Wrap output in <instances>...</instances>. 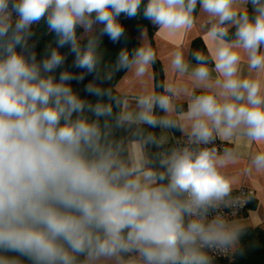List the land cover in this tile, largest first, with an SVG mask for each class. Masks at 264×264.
<instances>
[{
	"label": "clouds",
	"instance_id": "1",
	"mask_svg": "<svg viewBox=\"0 0 264 264\" xmlns=\"http://www.w3.org/2000/svg\"><path fill=\"white\" fill-rule=\"evenodd\" d=\"M198 9L208 17L207 53L191 52L194 67L180 50L170 58L174 72L202 89L191 94L183 123L155 115L175 110L179 90L170 84L167 94L142 95L137 111L114 116L110 101H119L96 80L122 69L143 77L157 57L150 45L122 48L101 78V38L125 37L121 14H142L157 34H187ZM42 21L55 39L38 59L30 41ZM65 46L79 74L57 75ZM86 75L94 79L83 90L95 102L72 86ZM110 119L116 127L188 129L189 145L217 137L264 144V0H0V264H213L210 250L239 243V226L209 219L231 196L222 169L238 158L234 149L124 156L109 139ZM146 142L158 143L151 135ZM250 163L264 172V151Z\"/></svg>",
	"mask_w": 264,
	"mask_h": 264
},
{
	"label": "crops",
	"instance_id": "2",
	"mask_svg": "<svg viewBox=\"0 0 264 264\" xmlns=\"http://www.w3.org/2000/svg\"><path fill=\"white\" fill-rule=\"evenodd\" d=\"M205 24V26H204ZM208 17L197 10L196 14V27L187 34H157V28L153 34V46L150 43L147 31L141 30L138 38L142 44L150 45L156 53V57L160 62L163 72V83L159 90L156 89L153 76V65L148 69L143 77H137L133 70H127L116 83V90L123 96L121 111H137L138 98L145 94L154 93L157 95H165L163 85L170 84L179 90L178 95L173 97L172 103L174 111L170 114L162 112L161 116L169 115L170 118L177 120L181 112L187 110L192 93L200 94L202 89L194 86L189 78V74L180 75L174 72L170 67V58L173 52L180 50L184 53L185 60L194 67L196 62L189 59L190 45L196 38L201 39L204 46L203 35L208 27ZM145 30L144 35L142 32ZM206 47V46H205ZM211 67V65H209ZM177 104L183 105V109L177 110ZM175 135H188V129L183 131L180 127L165 128L159 127L158 142L160 144H169L172 137ZM225 141V140H224ZM227 142L229 149H234L237 153L235 162L228 164L222 169L223 173L232 181V193L240 186L247 187L254 192L252 199L254 207H248L238 217L229 221L239 227L245 225L258 226L264 224V172H256L251 167V157L257 152L264 151V144H256L248 142L244 138L233 137L231 141ZM130 155L143 151L142 143L138 140H133L128 144ZM144 153V151H143ZM230 196V198H231ZM228 198V199H230ZM227 199V200H228ZM226 200V201H227Z\"/></svg>",
	"mask_w": 264,
	"mask_h": 264
},
{
	"label": "trees",
	"instance_id": "3",
	"mask_svg": "<svg viewBox=\"0 0 264 264\" xmlns=\"http://www.w3.org/2000/svg\"><path fill=\"white\" fill-rule=\"evenodd\" d=\"M119 22L125 28V37L122 38L119 43H113L107 36H103L101 38V50L103 57L99 70L101 78H103L106 72L112 70L116 57L122 48L126 47L131 50L142 44L138 38V34L141 30L145 29L147 31L150 43L153 46V34L156 27L152 25L150 21L144 19L142 14L135 18H126L123 14H121ZM97 27L99 28L100 26ZM82 31L83 29H78V35L81 34ZM34 32L35 36L32 37L30 43L35 44L37 58L40 59L44 54L45 47L54 41L55 36L54 33L48 32L47 26L43 21L34 28ZM84 42L86 41H82V43ZM197 50L205 52V54L207 53L206 47L199 38L194 39L190 45L189 59L193 62L196 61L191 59V52ZM60 51L65 54L66 62L62 69H58L57 75L59 71L63 69L79 74L82 70L72 67L74 56L69 52V48L65 46L60 48ZM126 71L127 70L122 69L120 71L113 72L111 80H96V83L101 87L110 89L113 97H115V100L119 101V103L110 101L113 106L114 116L121 112L123 100V96L116 90V83ZM153 76L155 87L159 90L163 83V72L158 59H156V62L153 64ZM93 79V75H86L83 82L77 83L76 81H72L71 83L74 90H77L83 98L95 102L96 98L89 96L83 90L85 85L88 82L93 81ZM181 106L183 105L177 104V110L183 109ZM88 115L91 116V114ZM155 115L161 116L162 112L157 108L155 110ZM103 123L104 120L102 119L101 124L103 125ZM110 124L111 127L108 130L110 132L109 139L120 144L122 154L124 156L130 155L128 144L133 140H138L142 143L144 155L149 159L155 158L158 153L168 151L171 147L170 143L160 144L158 142L159 126L149 127L144 124L132 123L123 127H116L115 123L111 121V119ZM149 135L153 136L158 143L146 142V138ZM248 207H254L253 201H250ZM240 228L243 232L239 243L234 246V255L231 258L226 259H212L213 264H264V224L258 226L245 225Z\"/></svg>",
	"mask_w": 264,
	"mask_h": 264
},
{
	"label": "built area",
	"instance_id": "4",
	"mask_svg": "<svg viewBox=\"0 0 264 264\" xmlns=\"http://www.w3.org/2000/svg\"><path fill=\"white\" fill-rule=\"evenodd\" d=\"M205 26V24H204ZM171 147H184L189 146L193 148H200V147H208V148H216L220 154L223 153L225 148H229L227 142L217 137L215 143L209 145H189L188 144V135H175L172 137L170 142ZM169 149V150H170ZM254 198L253 190L240 186L238 187L233 193L230 199L226 202L219 205L216 209L212 210L209 219L212 216H222L228 222L233 220L234 218L238 217L241 213H243ZM209 255L212 259H226L231 258L234 255V247L229 249H219V250H210Z\"/></svg>",
	"mask_w": 264,
	"mask_h": 264
},
{
	"label": "rangeland",
	"instance_id": "5",
	"mask_svg": "<svg viewBox=\"0 0 264 264\" xmlns=\"http://www.w3.org/2000/svg\"><path fill=\"white\" fill-rule=\"evenodd\" d=\"M83 32V31H82ZM145 33V30L143 31Z\"/></svg>",
	"mask_w": 264,
	"mask_h": 264
}]
</instances>
